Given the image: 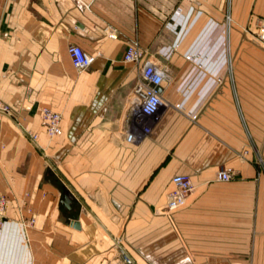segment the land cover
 <instances>
[{
  "label": "crops",
  "instance_id": "1",
  "mask_svg": "<svg viewBox=\"0 0 264 264\" xmlns=\"http://www.w3.org/2000/svg\"><path fill=\"white\" fill-rule=\"evenodd\" d=\"M0 17V264H264V0H0ZM135 39L167 77L160 120L130 142ZM177 173L195 187L169 210Z\"/></svg>",
  "mask_w": 264,
  "mask_h": 264
},
{
  "label": "built area",
  "instance_id": "2",
  "mask_svg": "<svg viewBox=\"0 0 264 264\" xmlns=\"http://www.w3.org/2000/svg\"><path fill=\"white\" fill-rule=\"evenodd\" d=\"M229 15L226 19L229 20ZM1 25V17H0ZM111 37L117 38L119 31L113 27L108 29ZM256 40L264 41V24H258L254 32ZM69 52L73 64L80 70L89 68L95 59V55L87 51L77 43L69 45ZM123 59L129 62L141 63V74L139 80L133 86L126 101V115L128 126L126 139L130 142L138 140L142 134H148L160 120L162 115L163 98L157 86L166 79V71L152 58L146 57V49L135 39L126 47ZM10 105L0 99V111L9 112ZM63 113L50 106H41L40 120L42 126L51 136L64 133L62 120ZM32 139H36L38 132H29ZM236 169L232 166L221 165L217 172L218 180H230L236 176ZM174 187L168 192L167 207L176 210L186 205L188 196L194 190L195 184L190 174L177 173L172 177ZM6 195L0 190V235L3 231L5 221ZM120 264H136L135 260L124 253Z\"/></svg>",
  "mask_w": 264,
  "mask_h": 264
},
{
  "label": "water",
  "instance_id": "3",
  "mask_svg": "<svg viewBox=\"0 0 264 264\" xmlns=\"http://www.w3.org/2000/svg\"><path fill=\"white\" fill-rule=\"evenodd\" d=\"M158 90H161V86H157ZM72 194L70 190H65L62 197V202L68 206H71ZM74 226L79 227L80 222L78 220H74Z\"/></svg>",
  "mask_w": 264,
  "mask_h": 264
},
{
  "label": "rangeland",
  "instance_id": "4",
  "mask_svg": "<svg viewBox=\"0 0 264 264\" xmlns=\"http://www.w3.org/2000/svg\"><path fill=\"white\" fill-rule=\"evenodd\" d=\"M256 163H258L257 161H256ZM257 178V177H256Z\"/></svg>",
  "mask_w": 264,
  "mask_h": 264
}]
</instances>
